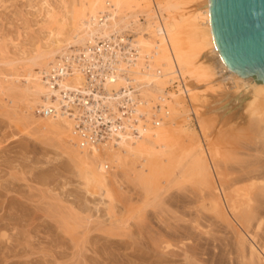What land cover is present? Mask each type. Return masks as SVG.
Masks as SVG:
<instances>
[{"label": "bare ground", "instance_id": "1", "mask_svg": "<svg viewBox=\"0 0 264 264\" xmlns=\"http://www.w3.org/2000/svg\"><path fill=\"white\" fill-rule=\"evenodd\" d=\"M62 3H64L63 9L65 12L59 20L53 21L56 27L50 28L45 38L33 50H30L25 57L5 63V66L15 68L19 74L16 76V80L12 82L6 79L9 77L7 75L6 78L0 79V95L1 97L6 96L13 104L16 103L21 106L22 111L20 114L22 117H20V122L25 130L33 132L43 137V139L48 138L49 140L52 139L53 142H58L61 148L59 150L62 152L66 163L76 170L79 178L83 181L84 191L76 189L70 194H74V199H79L80 201V192L83 195L93 196L97 193L96 191L104 189L105 195L110 198L107 203V212L108 215H112L113 213L109 214L112 207V195H110L109 186H111L110 184H112V180L115 177L108 175L110 165L112 164V171L118 169L122 173L129 162H135V165L136 162L137 164L140 163L141 172H139L137 178L141 182H146L150 176L153 177L162 170L166 177L169 168L171 170L170 163L173 162L171 161L173 159L171 157L172 154L170 155L172 148L182 135L186 136V142L182 144L185 145L186 154L190 157L191 162H189L196 175L207 185L208 190L206 194L200 193L196 200H194L195 197L194 199L193 197L190 198L193 202H189V199L188 201L185 200V197L182 200L178 199L181 201H177L178 203H183L184 199L189 202V205L191 203L195 204V213L192 211L194 214H188L186 217L189 223L185 224H189L188 226L179 224L182 219L175 220L174 225L171 224L170 220H165V218H163L164 222L161 220L164 224V230L161 232L165 238L162 240V251L157 257L158 260L155 257V262L159 264L169 262L205 264L207 262L206 264H208L209 258L207 261L205 260L210 255L207 254V256L206 253L210 252L212 246L206 247V249L204 247L208 242L210 245L211 241L204 240L205 246L202 243L201 246L197 244L198 247H191V244L188 247L187 243L185 245L182 243V240L191 239V242L193 240L200 242L204 237L203 232H201L204 224L201 221H208V223L211 221L212 223V220L215 219L220 220L226 224L228 230L230 229L231 237L226 236L229 239L228 241L227 239L225 240L227 241L225 244L228 243L231 253L236 254L233 257H237L234 258L238 259L237 262L239 264H264V248L260 244V230L264 222V184H257L254 181V178L258 179L261 175L264 177V172L256 170V168H259L257 166L252 167L254 169L250 167V170L247 167L244 170H240L238 176L235 175L221 181L219 179L221 175L215 165V160L220 157V152L210 140L209 127L204 121V116L208 114L210 116V113L213 112L217 114L213 116L217 118L218 122L227 123L228 127L233 128L239 127L249 120L264 122V84H256L251 78H240L224 65L216 50L211 33L209 0H196L187 9L184 8L186 4L178 0H80L70 8H67L65 1ZM42 4L45 7L47 19L53 20L54 9L47 1ZM99 43L105 45L113 43L118 45L119 48L113 52L116 56L112 58L113 70L116 67V74L111 76V80H108L103 86L104 103L109 106L119 103L122 99L128 97L136 104L133 116L136 125L131 124L129 128L126 125L125 128L128 129L126 132L120 133L119 138H110L104 145L84 148L80 147L81 141L74 132L72 119L65 113H61V99L64 92L87 87L76 59L84 54L95 52L96 47L94 46ZM19 66L20 68L16 69ZM68 67L71 69V73L65 77L62 76L63 69ZM20 75L23 77V80H21L24 81L22 82L24 84L19 82L20 79L18 78ZM52 78L53 80L51 81ZM174 80L180 83L177 86V90L168 91ZM181 83H183L184 90H182ZM219 84H222V86L217 88L216 85ZM55 85L57 87H53ZM202 86H216L215 90L220 89V91L215 93L214 88H212L214 94L208 93L210 92L208 90V94H203ZM111 89H115V91H111ZM42 109H55V116H40L37 111L40 112ZM191 115L194 116L197 123V132L188 134L189 131L186 129V124ZM133 129L137 130V132L134 133ZM43 139L42 141L45 142ZM23 161L26 160L23 159ZM210 162L213 163V167ZM166 164L170 165L167 168V172L165 170ZM145 167L148 171L147 174H144L145 172L142 170ZM41 178L44 180L46 177L42 176ZM5 181L0 178V212L3 211V214L0 215V264H12L10 261L11 257L13 259L16 257L28 259L34 255L38 256L36 254H42L44 257L48 255L53 257V250L49 247L45 248V245H42V248L31 247L30 239L32 238V230H35V227H32L35 218H29V215L31 216L32 214L24 204L20 203V201L17 203L13 198L8 197L13 191L10 189L9 184H4ZM161 184L159 185L161 186ZM65 187L64 184L60 187V190H64ZM167 189L168 187L164 188V192ZM191 190L190 193L192 192L194 196L196 191L193 193L194 190ZM51 192H54V190ZM70 194L69 196H71ZM56 195H58L56 201L61 202L59 203L60 205L62 204L61 209H67L64 205L68 201L62 200L61 194L57 193ZM179 196L181 197V194ZM172 197L174 195L170 196V198ZM168 198L169 196L166 200ZM176 199L177 197H175ZM169 200L168 202L166 201L168 203L166 206H174L171 205L173 203L170 204L171 201L169 202ZM137 201L139 202V200ZM73 203H68V205H74ZM160 203L163 205L162 201L157 204L160 205ZM175 204L177 203L175 202ZM88 205H91V203L89 204L85 200L83 204H78L76 210L73 208V210L69 209L72 219L84 222V218L77 217L75 211H78L80 214L87 213L85 220L88 221L86 222L96 224L95 227L97 229L100 226L112 227V229H109L111 231L114 229L113 226L116 228L119 220L113 221L110 217L108 223L104 216H97L95 219L100 221H92L90 223V219L94 217L93 208L96 209L98 204L93 203L92 207ZM11 206L21 207V215L15 216L10 213L9 209ZM141 207L140 209L144 208ZM177 207H180L179 204ZM170 208L168 213H172L171 209L174 207ZM157 209L162 211L163 208L157 207ZM165 211L167 212V210ZM149 212L151 214V211ZM184 213L186 214V212ZM159 214L161 213L159 212ZM159 214L158 216H160ZM27 216L28 219L26 218V221L29 224L23 225V218L25 219ZM150 217L149 219L152 218ZM145 220H147V217ZM154 220L152 219L151 222ZM213 223L215 224L216 222ZM146 225L145 221L144 227L147 229V226L150 225ZM161 226L160 228H163ZM46 227L51 230L49 224ZM138 227L136 229H139L140 232V227ZM156 227L155 229L152 228V230H156ZM9 228L19 229L18 236L10 238L8 235ZM87 229L89 231V228ZM103 231L101 232L103 233ZM211 231L213 232V230ZM216 231L220 233L219 230ZM108 232L106 231L105 233L104 231L105 235L111 233L108 234ZM147 232L151 235L154 234L150 233V231ZM198 232L202 233V235L200 234L203 236L202 239ZM140 233L143 234V232ZM213 233H215V227ZM146 234L149 235L145 233L143 237ZM156 234L154 235L156 236ZM151 235L150 237L152 238ZM154 235V240H152L156 241L157 236L154 237ZM162 235L160 234V236ZM212 236H210L211 239L215 235L213 234ZM99 237L98 241L103 242L98 245L97 241L90 248V253L94 257L81 256L82 264H100L99 259H101L103 264H119L117 263L119 260L118 256L121 255V250L127 249L124 247L126 244L108 239L101 240L103 236ZM162 237L161 239H163ZM147 238L149 239L148 236ZM158 238L157 240H159ZM217 238L214 240L217 241ZM223 238L225 239V237ZM223 238H219L220 241L223 242ZM172 239L173 242L177 243L173 244L171 242ZM232 239H234L233 244L231 243ZM156 242L160 243L161 240ZM56 243L59 244L61 241H56ZM215 243L219 245V242L218 244L217 242ZM149 244L150 242L145 245L148 246ZM152 244L154 245V243ZM155 245L160 246L158 243H155ZM112 246H114V252H117V255L110 251ZM130 246L131 244L128 247L130 248ZM180 246L185 248L181 249ZM19 247L22 248L19 249ZM155 247H151L153 250L147 248L148 251L150 250L149 254H151V250L154 251L156 249ZM209 248L210 250L207 251ZM215 248L218 247L216 246ZM132 249H134V252L138 251L136 247ZM173 249H180L181 252H174ZM223 249L221 250L223 251ZM157 250L158 247L155 251ZM203 252L207 256L205 260L201 258L204 255ZM157 253L159 252L157 251ZM141 254L143 255V252ZM223 255L220 252L216 255L212 253V257L209 259L211 264H222L224 262ZM116 257L117 260L115 259ZM148 257L150 258V256ZM171 257L178 259L172 260ZM234 258H232V262Z\"/></svg>", "mask_w": 264, "mask_h": 264}, {"label": "rangeland", "instance_id": "2", "mask_svg": "<svg viewBox=\"0 0 264 264\" xmlns=\"http://www.w3.org/2000/svg\"><path fill=\"white\" fill-rule=\"evenodd\" d=\"M44 1H47L48 4L54 9L53 20H48L47 17L45 16L46 10H44L45 7H43L42 4ZM64 1L66 2L67 8H70L72 5L76 4L80 0H0V79L1 80L4 77L6 78V75L7 77L9 76L8 78H6L8 79V81L12 82L13 80H16V76L19 73L16 72L15 68L13 67L10 68L8 66H5V63L9 61H16L19 58L25 57L30 52V50H33L41 42V40L45 38L50 28L56 27V24L53 21L59 20L62 14L65 12L63 9L64 3H62ZM178 1L184 2L186 4L184 5V8L187 9L190 8V6H192L196 0H178ZM19 68L20 66L16 69ZM21 75L18 79H20L19 80L20 84H24L22 83L24 81H22L23 77H21ZM251 79L253 80L254 83H256L253 78ZM174 81L172 85L169 86L168 91L177 90V86L180 83L177 80ZM181 86L183 88L182 90H184L183 83H181ZM216 86L218 88V86L221 87L222 84ZM216 86L215 87L202 86L201 89L203 94H208V93L214 94L213 91L216 89ZM212 88H214V90ZM207 90L210 92H208ZM111 91H115V89H111ZM218 91H220V89H218L217 91L215 90L214 92L217 93ZM21 111H22L21 106H19L16 103L13 104L10 101V99H8L6 96L1 97L0 95V178L2 180H6L4 184L5 185L9 184L10 189L13 191L11 194L8 195V197L13 198L14 201H16L17 203H19L18 201H20V203L24 204L28 208L29 212L32 214L31 216L29 215V218H35L32 225V227H35L34 228L35 230H32L33 232V233L31 232L32 238L30 239L31 247L42 248L43 247L42 245H45L44 246L45 248L49 247L51 250H53L52 252L53 257H50L49 255L44 257L42 256V254H36L38 256L34 255L28 259L18 258V257L13 259L11 257L10 259L11 263L26 264L31 262L34 263L40 262L36 264H61L63 262L62 264H82L81 256L94 257L90 253V248L95 242H97L100 239L99 236H103L101 240L108 239L111 241H116L119 243L126 244V245L122 244L127 249L121 250V255L118 256L119 260L117 261V263L155 264L157 257L160 255L162 251V247H163L162 240H164L165 238L161 232L162 230H164V224L161 222V220L163 221V218H165V220L166 219L170 220L171 224L174 225L175 220L182 219L181 222H179V224L183 226H188L189 224H185V223H189L188 220H186L187 215L192 214L193 212L195 213V209H194L195 204L191 203L189 205V202H193V200H190V198L193 197L194 199L195 197L194 200H196V197L199 196L200 193L206 194L208 190L207 185L193 171V168L190 164L191 162L190 157L188 154H186L185 145H183L184 144L183 142H186L187 137L182 135L183 137L181 136V138L178 139V141L172 148V151L170 153V155L172 154L171 157L173 158L171 160L173 161L171 162L172 164L170 163L171 170L169 168L170 167L169 164L168 165L166 164L165 166L166 172L168 171L167 168H169L168 173L170 172L169 174L167 173L168 176L166 174L167 179L165 177V173H162L163 171L162 170L157 172L156 175H154L153 177L150 176L148 180H146V182H141L137 178L139 172H141L140 163H138L140 164L138 165L136 162L135 165V162H129V164L124 168V171H122V173L121 170L119 171L118 169L112 171V167H111L112 164H111L109 168L110 172H108V175L110 177H115V178L114 180H112L113 182L112 184H110L111 186H109L110 195H112V201H111L112 207L110 211L111 213L109 214L112 213L113 214L108 215L107 203L108 201H110L109 200L110 198L105 195L106 192L104 189L96 191L97 193L93 196H90L88 194L83 195L80 192L79 194L80 201L79 199H74L73 197L74 194H70V193L76 189H78V191L81 190L84 191L83 181L79 178V175L76 172V170L66 163L65 158L62 156V152H60L59 150L61 148L58 142L56 141L53 142V140L50 139L51 142H53L51 143L48 138L43 139V137L33 132H28V130L24 129V126L20 122L21 119L20 117H22L20 114ZM210 114L212 116L211 115L209 116V114L207 116H204V121L209 127V132L211 134L210 140L216 145V147L219 149L220 152L219 155L220 157H217L215 160V165L217 167L219 174L221 175L219 179L222 181L230 177H234L235 175L238 176L239 171L244 170V168L247 167H248L247 169L250 170V167L252 168L257 166L259 168H256V170H260L264 172V167H263L264 166L263 163L264 162V122L260 123L258 121L256 122L255 120L254 121L249 120L243 125L233 128V127H228L227 123L222 124V122H218V120H216L217 118L216 117L214 118L213 116V115H217L216 113L212 112ZM189 118L190 119L189 121H187L186 124V129L189 131L188 134L197 132L196 131L197 123L194 119V116L191 115ZM42 139L45 142H43ZM23 159L26 161H23ZM258 163L260 164V166H258L259 165ZM210 164L213 167V163L210 162ZM142 170L145 172L144 174L148 173L146 167L143 168ZM42 176H45L46 178L42 180L41 178ZM155 176L157 177L155 178ZM262 178L264 177H262L261 175V177L259 176L258 179L254 178V181L257 184H264V179ZM64 184L66 187L64 188V190H60V187L63 186ZM159 184H161V186ZM166 187H168V189L166 192H164V188ZM191 189L194 190L193 193L196 191L194 196L192 195V192L190 193V191H192ZM52 190H54V192H51ZM187 190H189L188 192L190 193L189 194L187 192L188 195L186 193ZM174 192H176L175 193L176 195L173 194ZM57 193L61 194L60 197H62V200L68 201V203L74 202L73 203L74 205H68L67 203L66 205H64L66 206L67 209H61L62 204L61 205L59 204L61 202L56 201V198L58 197V195H56ZM69 194L71 196H69ZM140 194L142 195L140 196ZM172 194L174 195V197L170 198V196H173ZM179 194H181V197L179 196ZM138 196L140 197L141 200L139 199ZM168 196H169L168 200L170 199L169 202L171 201L170 204L173 203L171 205H174L170 207L171 208L174 207L175 209L174 208L171 209L169 205L166 206V204H168L166 203V201L168 202V200H166ZM186 196L187 197L189 196V198H187ZM175 197H177L176 200ZM182 198H184L187 201L189 199V202L183 199L182 201L183 203H178L181 202L179 200L180 199L182 200ZM155 199L157 200L155 201ZM173 199L174 201H172ZM85 200L89 204L91 203V205H88L90 207L93 206V203L98 204L96 209L93 208L94 217L90 219V223L92 221L99 222L100 220L95 219V217L97 216H101V217L104 216V219L108 220L107 223L109 222L110 218H112L113 221L119 220L118 224L116 225V228L115 226H113L114 229L112 231L115 232L109 230L112 229V227L109 226H104V227L100 226L97 229L95 227L96 224L87 223L86 221L88 220H85L87 213L80 214L78 213V211H75L77 217L84 218V222H81V220L77 221L78 219H76V221L72 219V217L70 216L71 214H69L71 213L69 209L73 208L76 210L78 204H83ZM137 200H139V202ZM161 201L164 207L163 205H161V203L160 205L157 204L158 202ZM175 202L177 204H175ZM178 204L180 206L179 207L180 209L177 207ZM141 206L144 208L140 209ZM190 206H192L191 207L192 210ZM154 207L155 209H157V207L163 209L162 211L161 210L159 211L157 209L158 210L157 212V210L155 209L153 211ZM167 207H169L172 210L171 211L172 213H168L169 208ZM164 208L165 210H167V212L164 210ZM176 208L177 210L178 209L179 210L177 211ZM126 209L128 210L126 211ZM21 210H22L21 207L11 206L9 212L13 213L15 216H20ZM97 210H99V212H97ZM148 210L151 211V214L152 213L153 214L151 215ZM141 211L143 212L142 215H141L142 213ZM263 211H264V205H263ZM159 212L163 215L159 214ZM184 212H186V214ZM154 213H158L160 216ZM2 214L3 211L0 212V215ZM144 214L145 216H143ZM170 214H174V215H170ZM140 215L143 216L144 218L141 217ZM149 215L151 217L153 215L155 216L151 218ZM173 216L176 218H174ZM146 217L147 220H145ZM149 217L151 219H149ZM26 218L28 219V216L25 217V219L23 218L22 221L23 225L29 224L26 221L27 220ZM152 219L155 220L151 222ZM148 220L150 222L149 224H148ZM145 221L147 225H150V226L146 225L147 229L146 227H144ZM212 221L216 222L215 224L212 222L215 226L211 223V221L210 223H208V221L207 222L201 221L202 224H204L205 226L203 225L202 226L203 228H201V232H203L204 237L201 236L202 235L201 232H198L199 235L201 234L200 238L202 239L203 237V239L200 240V242L198 240L197 242L194 240L193 242H191L192 241L191 239H187L188 241L184 239L182 240L183 241L182 243L184 245L187 243L186 245L188 247L190 246V244L191 247L194 246L196 247L197 244L201 246L202 243L203 246H205L206 244L204 243V240L207 239L208 241L211 242L210 245L208 242V244L204 247L205 249L206 247L208 248L209 246L212 247L214 245L215 246L213 248L211 247V250L210 248L207 249V251L210 250V252L206 253V255L207 254L210 255L209 257H207L208 255L206 256L204 254L205 252H203L204 255L203 256L200 255L201 258H204L205 260V258L207 257L205 260L207 261L208 258L211 259L210 257H212L211 256L212 253L213 255H216L217 253L220 252L221 254H224L223 255L224 262L222 264H232V263L237 264L238 263L237 262L238 259H236L237 257L236 256H234L236 258L233 257V255L236 254L231 253V249L228 246V243L225 244V242H227L229 239V238L227 239L226 236L231 237L230 229L228 230L226 224H224L220 220L214 219ZM123 223L125 224L127 223V225ZM137 223L140 225H138ZM47 224L51 226V230L46 227ZM141 224L143 225L142 226L143 229L141 227ZM209 224L211 225L209 226ZM137 225L140 227V232H143V234L139 232V229L138 230L136 229L138 227ZM156 225L157 227L159 225V227L157 228ZM160 225H162L161 227L163 228H160ZM219 225H221L222 227L220 226L219 228ZM155 227L156 230H152V228L155 229ZM214 227H215V233H213ZM87 228H89V231ZM18 230L19 229L16 228L14 229L9 228L8 235L10 236V238L17 237ZM102 230H104L105 233L106 231L107 232L110 231L111 233L108 232V234L110 233L112 236L110 234L105 235L104 231L103 233L101 232ZM157 230H159L160 233L159 231L157 232ZM211 230H213V232ZM216 230H219L220 233H218ZM147 231H150V233L152 232L154 234L157 233L156 234L157 237L154 234L152 235L149 234V232ZM145 233H148L149 235L146 234V236L143 237ZM160 234L163 237L160 236ZM209 234H211L210 235L211 237H213L212 235L214 234L215 235L214 238L211 239V237L208 236ZM150 235L152 236V238L150 237ZM153 235L154 237H156L155 239L156 241L161 240V242L159 243L153 241L154 240ZM147 236L149 237V239L151 238L150 240L152 242L147 238ZM161 237L163 239H161ZM217 237H219L220 239L225 237V239L223 238V242H222ZM260 237H261L260 244L264 248V222L260 230ZM157 238L159 240H157ZM215 238H217L216 239L217 241L214 240ZM226 239L227 241H225ZM233 240L234 239L231 240L232 244L234 243ZM56 241L57 242L61 241V243L57 244ZM148 241L150 242L151 245H153L152 243H154V245L151 246L149 244L148 246H146L145 244H148L149 243ZM102 242L103 241H98V245H100ZM171 242H173V239ZM215 242H217V244L219 242V245H216ZM220 242L223 245L222 244L220 245ZM155 243L160 244V246L155 245ZM174 243L176 244L177 242L174 241L173 244ZM130 244L131 246L129 248L128 246ZM225 245L226 247H224ZM216 246L218 248H215ZM131 247L132 248L136 247L138 251L134 252V249H132ZM151 247H155L156 249L158 247L157 251L159 253L156 254L157 252L155 251L156 249L154 250L155 251L154 252L152 251L153 249ZM21 248L22 247H19V249ZM147 248L152 249L151 250L152 255L149 254L150 250L148 251ZM180 248L184 249L185 247L180 246ZM26 249L28 250V248ZM221 249H223V251ZM225 249L227 250V252ZM110 251L114 252V246L111 247ZM173 251L181 252L180 249H173ZM142 252L143 255L141 254ZM146 253L147 255L149 254L148 256H150V258L146 255ZM114 254L117 255V252H114ZM132 254L134 255L132 256ZM226 255H227V259H226ZM200 256L198 257L200 258ZM167 257L169 258V256ZM231 257L234 258L233 262H232L233 259ZM171 258L172 260L178 259L175 257H171ZM115 259L117 260V257ZM209 259H208L209 261L208 264H211V260ZM225 259L227 260V262H225L226 261ZM99 261L100 264H103L101 259H99ZM206 263L207 262H205V264ZM110 264H114V263H110ZM162 264H179V262H172V263L169 262Z\"/></svg>", "mask_w": 264, "mask_h": 264}, {"label": "built area", "instance_id": "3", "mask_svg": "<svg viewBox=\"0 0 264 264\" xmlns=\"http://www.w3.org/2000/svg\"><path fill=\"white\" fill-rule=\"evenodd\" d=\"M108 44L111 45L99 43L94 46L95 52L76 59L87 87L64 92L62 95L61 113L72 119L74 132L81 141L80 147L104 145L110 138H119L120 133L126 132L128 130L125 128L126 125L127 128L131 124L136 125V121L133 120L136 104L128 97L113 105L108 106L104 103L103 86L116 74V67L113 70L112 58L116 56L113 52L119 49L118 45ZM69 73L71 69L64 68L62 76L65 77ZM55 112V109H42L40 112L37 111V114L55 116ZM133 132L136 133L137 130L133 129Z\"/></svg>", "mask_w": 264, "mask_h": 264}, {"label": "water", "instance_id": "4", "mask_svg": "<svg viewBox=\"0 0 264 264\" xmlns=\"http://www.w3.org/2000/svg\"><path fill=\"white\" fill-rule=\"evenodd\" d=\"M209 20L224 65L264 84V0H209Z\"/></svg>", "mask_w": 264, "mask_h": 264}]
</instances>
